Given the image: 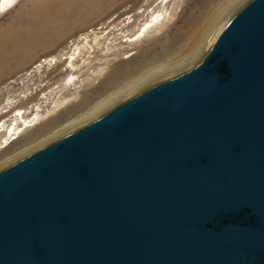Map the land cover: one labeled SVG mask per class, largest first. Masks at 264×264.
<instances>
[{
	"label": "water",
	"instance_id": "water-1",
	"mask_svg": "<svg viewBox=\"0 0 264 264\" xmlns=\"http://www.w3.org/2000/svg\"><path fill=\"white\" fill-rule=\"evenodd\" d=\"M0 264H264V0L0 168Z\"/></svg>",
	"mask_w": 264,
	"mask_h": 264
},
{
	"label": "rangeland",
	"instance_id": "rangeland-1",
	"mask_svg": "<svg viewBox=\"0 0 264 264\" xmlns=\"http://www.w3.org/2000/svg\"><path fill=\"white\" fill-rule=\"evenodd\" d=\"M48 1L15 0L11 8L2 13L0 12V39L8 31V28H14L15 31V29L28 26L27 19L34 15L39 6L47 4ZM56 1H59L57 4L60 6L50 8V13L52 10H54L53 12L58 9L61 10L60 7H62L61 11L65 15V5H63L65 0ZM162 1L163 5L168 2V0H124L113 8L103 7L90 14H82L81 17L73 15L69 18L70 24L65 25L64 23L62 29L65 31L53 49L45 50L33 46L28 56L9 59L8 66L5 68L1 66L4 57L0 58V68H2L0 70V107H9L8 112L0 115V121L6 117H11L18 109L26 111V116L29 118L34 116L37 108L41 110L43 115L37 124L25 128L19 137L7 146L3 143L6 136L5 132L0 133V168L60 136L66 132L67 128V130H70L108 108L103 107L104 104L97 111L93 105L103 97L118 90V87H108L113 81L112 79L118 80L125 71L139 68L144 58L148 59L155 53L165 49L164 44L166 42L170 47L167 48L168 51L163 55L161 61L148 67L152 68L157 65L159 71L154 72V75L145 80L133 83L120 92L113 93L110 96L111 99L116 98L113 103L148 84L191 66L200 58L207 45L202 47L196 56L189 53L188 44L186 45L188 40L185 37L180 39V42L176 41L173 44L171 39L175 38L177 29L191 27V23L195 18L199 16V20L203 19L210 11V6H219L222 0H214L213 3H210L211 0H170L168 8L161 10L159 6ZM244 1L238 0L235 2L236 4L234 3L232 8L227 11L224 21ZM149 9L152 11H149ZM157 10H161L160 13L168 10V13L171 12L172 20L164 24L161 19L148 28L142 36L127 41L139 32L145 20L149 19L150 15ZM73 14L77 13L73 11ZM30 26V28L37 27L35 24H30ZM86 35H88V43L97 48L92 57L93 65H96L93 69L101 68L102 70L101 77L89 89L95 97V101L79 110L76 108L79 104V98L70 100L62 107H56L57 102L66 97L65 92L59 91L61 89L59 86L60 83L66 82L68 78L69 72L65 70L68 62L65 60L63 63L54 64L51 61L44 60L49 59L60 49L72 45L76 40L81 41V38ZM83 42L84 40L81 43ZM88 56V53L79 56L77 64L80 65L86 61ZM137 74V72L132 73L133 77H137ZM77 83L79 84L78 80ZM104 89L106 91H103ZM74 90V85H67L65 88L67 94L75 93ZM89 91L87 90V92ZM100 91L101 93H99ZM93 112L95 114L90 117Z\"/></svg>",
	"mask_w": 264,
	"mask_h": 264
},
{
	"label": "bare ground",
	"instance_id": "bare-ground-1",
	"mask_svg": "<svg viewBox=\"0 0 264 264\" xmlns=\"http://www.w3.org/2000/svg\"><path fill=\"white\" fill-rule=\"evenodd\" d=\"M121 1L124 0H65V4H63L65 5V15H63L61 11L62 7H60L61 10L58 9L56 12H53L54 10H52V12L50 13V8L60 6L57 4L59 1L56 0H49L47 4L41 5L39 7L37 6V10L35 11L34 9V15L27 19V24H29L28 26L15 29V31L13 30L14 28H8V31H6L0 39V58L4 57V61L1 62L2 68L8 66L9 59L28 56L30 53L29 51L32 49L33 46L41 47L45 50L53 49L57 44L58 40L62 37L63 32L65 31L64 29H62L64 23L65 25L70 24L69 18L73 15L76 17H81L82 14H90L91 12H95L103 7L113 8L116 4ZM213 1L214 0H211L210 3H213ZM237 1L238 0H222L220 1L219 6L211 5L210 11L207 15L205 14L206 17H202L203 19L199 20L198 16V18H195L194 21L191 23L192 25L189 23L191 27L177 29L175 38L171 39V43L173 44L174 42L179 41L180 39L185 37V39L188 40V43H186V45L188 44L187 48L189 49V53H193L196 55L202 49V47L209 45L210 41L216 34L217 29L220 28L221 23L224 21V17L227 15V11L230 10L234 3ZM169 2L170 0H168V2L163 5L162 1L159 6L161 7V10L167 9ZM14 3L15 0H2L0 2V12L2 13L4 11H7L14 5ZM161 10L154 11L150 15V18L145 20L139 32L135 34L131 39H127V41L137 39L138 37L142 36L148 28L153 26L154 23L161 19L164 21V24L170 22L172 20V16L170 14L171 12L168 13V10H166L164 13H160ZM73 11H75L77 14H73ZM149 11L152 10L149 9ZM30 24H35L37 27L30 28ZM81 39L84 40L83 43H81L82 40H76L75 43H73L72 45H69L67 48L64 47L60 49L49 59L44 60L51 61V63L54 64L63 63L65 62V60L68 62L65 69L66 72H69L68 78L66 79V82L62 84L60 83L59 86L61 88L59 91L65 92L66 97H63L62 100H57L58 102L56 107H62L70 100L79 98V104L77 105L78 107H76L77 110H79L84 107H87L95 101V97L91 94L89 89L93 86L94 82L101 77L102 70L101 68L93 69V67H96V65H93L92 57L93 53L96 52L97 48L94 45H90L88 43V35ZM164 46H166L165 49L161 50L158 53H155L148 59L144 58L142 60V65L139 68L125 71L121 74L118 80L112 79L113 81L110 83V85H108V87H118V90L115 91L117 93L125 88H128L133 83H136L140 80H145L146 78L154 75V72L159 71V67H156L157 65L152 68L148 67L153 63H158V61H161L163 55L166 54L170 47L168 46L167 42L164 44ZM85 53H88V59L78 65L77 58ZM2 68H0V70ZM134 72L138 73L137 77H133L135 74L132 75V73ZM81 77L83 78L81 79ZM77 80L79 84L77 83ZM67 85H74V91L76 92L72 94H67V92L65 91ZM87 90L89 92H87ZM103 91H106V89H104ZM115 92H112V94ZM99 93H101V91ZM112 94L103 97L98 102H95L93 107H95L97 111L100 109V107L102 108V105L104 104L105 105L103 107H110V105L115 103H113V101L116 100V98L111 99L110 96ZM8 111L9 107H0V115H4ZM95 113L93 112L90 117H92ZM42 116L43 115L39 108H37L36 113L31 118L26 116V111L18 109L13 115H11V117H6L2 119L0 121V133L5 132L6 136L3 142L5 143V146H7L13 140L17 139L25 128L37 124ZM9 121L11 122L9 123ZM67 129L65 130L66 132L68 131Z\"/></svg>",
	"mask_w": 264,
	"mask_h": 264
}]
</instances>
